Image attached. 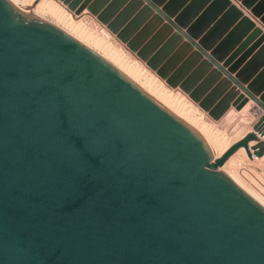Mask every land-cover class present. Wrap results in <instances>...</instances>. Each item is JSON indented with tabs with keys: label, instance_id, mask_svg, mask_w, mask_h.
I'll list each match as a JSON object with an SVG mask.
<instances>
[{
	"label": "water",
	"instance_id": "obj_1",
	"mask_svg": "<svg viewBox=\"0 0 264 264\" xmlns=\"http://www.w3.org/2000/svg\"><path fill=\"white\" fill-rule=\"evenodd\" d=\"M60 1L98 14L170 85L221 116L230 103L201 100V69L185 79L183 63L169 75L177 54L160 65L164 26L144 44L152 23L167 21L187 39L180 52L195 46L225 70L243 91L233 105L252 100L260 118L216 157L194 126L101 54L0 0V264H264V205L220 169L241 148L264 156L263 29L232 0H214L225 11L202 36L198 21L186 30L187 15L171 11L184 0H132L118 13L124 0L106 9ZM235 1L264 25V0ZM147 11L156 14L136 31ZM227 31L219 46L207 43ZM247 31L261 45L224 61Z\"/></svg>",
	"mask_w": 264,
	"mask_h": 264
},
{
	"label": "crops",
	"instance_id": "obj_2",
	"mask_svg": "<svg viewBox=\"0 0 264 264\" xmlns=\"http://www.w3.org/2000/svg\"><path fill=\"white\" fill-rule=\"evenodd\" d=\"M105 1L103 2L102 9H106L108 6L111 5L113 0H102ZM131 0H124V2L121 4L120 9L117 11L120 12L124 7H126ZM170 0H166L165 4L168 3ZM183 0H178V2H181ZM214 0H184L181 3H176L173 2L174 5L176 6L174 9H171V11L175 12L177 15L184 13L186 16L185 20L187 21V28H192V26L198 21V24H195L193 29H197L202 31L201 36L205 35L207 31L210 29L212 24H215L219 20L218 18L224 13V7L220 3H213ZM233 3H235V0H232ZM194 4V7H199L198 9H187L189 5ZM236 4L239 6L238 2ZM143 8V7H142ZM142 8L140 10H137L138 7L135 8L133 11L134 16L138 15L140 11H142ZM243 11L245 12V15H249L248 11L241 7ZM195 10V11H193ZM115 13L114 17L117 15ZM147 14V18H142ZM156 14V11L153 12V14L147 12H141V17L142 18L141 22L140 19L138 18L135 23L137 24L136 26V31H139L142 29L145 25L149 23V21L152 19L153 15ZM204 15V17H202ZM220 15V16H219ZM253 19V18H252ZM256 22V26H262L263 33H264V25L261 24L258 20L255 18L253 19ZM131 19H129L126 22V26L129 24ZM215 22V23H214ZM152 33L150 36H148L145 39L144 44H146L160 29L163 28V30L159 33V41L157 42L156 45V50L155 52L159 51L162 47L167 46L168 50L166 52L165 58L162 59V62L160 65H163L165 61H167L170 57L173 55L177 54L178 59V64L174 66V68L171 71L172 75L175 71H177L183 63H188L189 68L187 73L184 75V78H188L194 71L196 70H202L203 75L201 79L199 80L197 86H199V89H203V93L201 95V100H207L211 101V109H214L218 107V105L222 102L228 101L230 104L224 111V113L228 112L230 108L234 107L233 102L237 99V97L243 93L242 90L239 89V87L231 81L227 75L224 73L225 70H220L216 67V65H210L208 66L204 61L206 60V56H198L196 53L199 54L198 49L195 46H191V48H185V50H182L180 52V49L183 47V44L187 41L185 38L179 39V37L176 36L178 33V30L174 27H165L167 24V21H163L160 23L153 22L152 23ZM233 27V26H232ZM204 31V32H203ZM230 31V30H228ZM223 34L222 36H217L216 40H210L207 42L208 44H213L215 47L219 46L222 41L225 39L227 36V33ZM253 31H247L244 36L237 42V44L234 46L232 52L224 58V61L229 59L235 52H237V56L234 59L233 63L238 61L241 57H243L249 50L253 48L256 49L260 43L257 44V42L260 39L259 36L252 37ZM174 35L176 37H174ZM216 35V34H215ZM218 35V34H217ZM219 37V38H218ZM221 54L225 53V50H220ZM204 54V53H203ZM223 63V62H221ZM232 63V64H233ZM228 68V67H227ZM235 75V74H234ZM250 108H255L254 103L251 101L250 102ZM207 111V110H206ZM223 113V114H224ZM222 114V115H223ZM252 130V129H251ZM250 131V130H249ZM264 138V137H263ZM255 142H252V144Z\"/></svg>",
	"mask_w": 264,
	"mask_h": 264
},
{
	"label": "bare ground",
	"instance_id": "obj_3",
	"mask_svg": "<svg viewBox=\"0 0 264 264\" xmlns=\"http://www.w3.org/2000/svg\"><path fill=\"white\" fill-rule=\"evenodd\" d=\"M11 2L21 9L31 10L36 16L53 23L105 57L108 61H110L113 65L129 76L143 89H145L150 95L155 97L178 116L194 126L207 139L216 157L222 155L231 145V137H229V135L224 131L222 132L216 129L213 124L203 120V117L200 116L201 114H197V109L195 106L184 101V99L176 97L172 91L164 89L161 81H157L158 79L155 78V76L144 71V67L141 68L136 62L129 60L124 55H122V53L111 48L105 41H103V39L89 33L90 31L86 30L80 24L79 20H77V16H74L68 12L60 2L56 0H11ZM45 12L51 13L52 15H50L54 16L60 22L47 19L44 15ZM248 106L249 105H247L246 108H248ZM237 127L238 129L236 131L237 133H240L249 127V123L244 121L240 126ZM251 145H257V143L255 142ZM243 151H245V149L241 148L231 155L227 162L220 169L223 173L229 176L239 186H241L244 190H246L264 205V203L257 196L242 186V184L239 183L227 169L228 166L235 160V158H237L238 154L243 153ZM246 156L248 157V155ZM257 158L258 157L255 156L253 159L249 158V160H255Z\"/></svg>",
	"mask_w": 264,
	"mask_h": 264
},
{
	"label": "rangeland",
	"instance_id": "obj_4",
	"mask_svg": "<svg viewBox=\"0 0 264 264\" xmlns=\"http://www.w3.org/2000/svg\"><path fill=\"white\" fill-rule=\"evenodd\" d=\"M60 2L65 9L70 12L72 15L77 16V20H79L80 24L88 31L89 33L96 35L103 39L111 48L119 51L129 60L136 62L141 68L144 67V71L150 73L151 75L157 78V81H161V84L164 89L172 91L176 97L184 99V101L191 103L197 109V114L203 117L208 123L214 125L216 129L219 131H224L231 137L230 144L239 140V138L245 135L249 130L253 129L255 123L258 122L260 115L254 112L253 108H250V100L241 110H238L235 106L230 108L228 112L224 113L219 117H214L209 114L208 111L203 109L200 106L199 101H195L188 92L183 90L180 86H172L168 83L167 79L161 77L156 70L151 68V66L147 63V61L143 60L136 51L132 50L126 41H124L117 32L113 31L108 27L106 23L99 19L98 14H94L90 12L87 8L82 12L77 13L76 11L69 8L67 4L63 1L56 0ZM132 1V0H131ZM130 1V2H131ZM236 3V2H235ZM147 2H144L146 5ZM239 6L243 7L239 4ZM143 5L138 6L137 10H140ZM244 8V7H243ZM246 9V8H245ZM247 10V9H246ZM249 16L251 18H255L250 14V10H247ZM51 13L45 12L44 15L47 19H52V21L60 22L54 16L50 15ZM259 20V18H255ZM261 23V22H260ZM261 27L262 26H258ZM253 102V101H252ZM254 103V102H253ZM248 108H246V106ZM255 106V103H254ZM246 108V109H245ZM242 121V122H241ZM244 121L249 123V127L243 130L240 133H237V126H240ZM240 122V123H238ZM238 123V124H237ZM237 124V125H236ZM237 127V128H236ZM235 132V133H234ZM233 139V140H232ZM241 139V138H240ZM245 151L243 153H239L237 158L228 166L229 173L244 186L247 190L257 196L264 203V157H258L255 160H249L246 156ZM243 161L244 168H240L238 166V162Z\"/></svg>",
	"mask_w": 264,
	"mask_h": 264
},
{
	"label": "built area",
	"instance_id": "obj_5",
	"mask_svg": "<svg viewBox=\"0 0 264 264\" xmlns=\"http://www.w3.org/2000/svg\"><path fill=\"white\" fill-rule=\"evenodd\" d=\"M244 162L243 161H239L238 162V166L240 167V168H244L245 166H244Z\"/></svg>",
	"mask_w": 264,
	"mask_h": 264
}]
</instances>
